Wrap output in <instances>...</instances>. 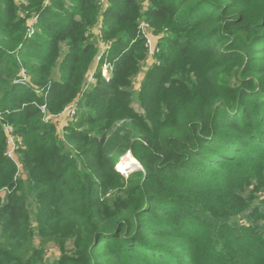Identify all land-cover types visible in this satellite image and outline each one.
<instances>
[{
    "label": "trees",
    "instance_id": "trees-1",
    "mask_svg": "<svg viewBox=\"0 0 264 264\" xmlns=\"http://www.w3.org/2000/svg\"><path fill=\"white\" fill-rule=\"evenodd\" d=\"M24 1L21 14L0 0V264H264V0H111L102 62L112 74L100 63L84 94L79 65L95 51L86 32L101 2ZM144 2L171 33L146 82L154 88L144 86L147 115L102 122L130 101ZM33 14L39 31L28 39ZM20 66L31 85L16 82ZM79 94L60 134L40 106L60 112ZM6 124L23 140V174L5 156ZM127 152L143 169L125 178L116 166ZM112 185L123 189L106 196ZM51 240L56 262L41 255Z\"/></svg>",
    "mask_w": 264,
    "mask_h": 264
},
{
    "label": "rangeland",
    "instance_id": "rangeland-1",
    "mask_svg": "<svg viewBox=\"0 0 264 264\" xmlns=\"http://www.w3.org/2000/svg\"><path fill=\"white\" fill-rule=\"evenodd\" d=\"M99 2H101V13L98 15V20L93 23L90 24L87 32H86V36L88 37L87 42H91L90 44L94 45L95 51L91 52L90 55L84 56L82 59L83 64L79 65L81 68L82 66H87V71L84 75V79H83V94L88 91V89H90L95 83H96V73L98 71V68L101 66L100 63L103 64L102 59L103 56L105 55V52L107 51V46L109 47L110 44L112 43L111 40H106L105 38H103L104 34L100 35V31L103 33V27L105 30V11L109 8L110 4H111V0H98ZM66 5L70 6L71 5V1L70 0H65L64 1ZM17 5L20 7V13L22 14V4H27L24 0H16ZM51 4V0H46L45 5H50ZM147 7L148 4L147 2H144L143 4V8L141 9V11H139V14H136L135 17V24L137 26V31H138V37L144 39L146 42L148 40V38H151V47L147 48L145 47V51H144V56L141 58H139L138 60V69L137 71H135L132 76H131V84L130 86L127 88V90H131L132 94L130 95V101H128L126 104H122L116 108H114L110 113H108V115L106 117H102V122H114V124H122L124 121H128L130 119L127 118H139L140 116H146L147 115V108L144 105L145 100L142 97V93L144 90V86L147 89H152L154 88V85L156 82H149L146 83L147 81L151 80L149 78L153 77L154 73L153 70L156 69L155 66L156 64H160L161 62V58L159 57L164 50V47L166 46L167 43H165V40L169 38V36H171V33H169L170 31L163 25L161 27L158 26H154L151 24V21L148 20L147 18ZM39 22V18L38 15H31L28 19H27V37L28 39L34 38V36L38 33L39 29H37L36 24H38ZM120 25L118 27L121 28ZM105 37V36H104ZM163 49H162V48ZM64 51H66V45H64ZM62 59V55L59 58V61ZM32 62V61H30ZM21 69L18 72L20 73H25V77L21 80H17V83H20L21 85H31V75L28 72V69L25 66H20ZM103 73L106 74V76H111L112 74V70L111 69H106V66L102 65V77H103ZM152 74V75H149ZM82 74H80L79 77H81ZM60 77V76H59ZM110 79V77H109ZM157 81V79H156ZM35 92L40 95L41 93H39L41 90L39 86L34 88ZM83 94H79L77 95L75 98H73L70 102L69 105L67 104L64 109L62 111H58V112H49L47 111V115L50 116V121L53 123V126L55 127L56 131L59 132L60 134H64V130L65 128H62L64 126L65 123H68L70 121L69 117H58L66 108H69L70 105H74V106H78L79 107V99L81 97V95ZM128 98V97H127ZM152 97H149V100ZM150 106H153L152 104H150ZM78 107L76 109V111H78ZM58 113V114H57ZM45 115V113H43ZM130 115H133L130 116ZM61 124V125H60ZM15 131V130H14ZM5 141H6V137H5ZM6 145V144H5ZM7 146H5V150H6ZM19 153H17L15 155V159H17L18 164L19 163ZM128 157L130 160H134V162L136 163L132 169H128L127 171L123 172L121 170H119L118 164L116 166L117 170L119 172H121L122 174L125 175V178H127L128 174L134 170L137 169H143L140 162L131 154V152H127L125 155H123L121 157V160H123L125 157ZM120 160V161H121ZM14 162V161H13ZM17 166V163L14 162ZM20 166V165H19ZM18 167V166H17ZM20 169L19 172H17V174H23V171L21 169V166L19 167ZM177 188L175 191H173L174 193H171L172 196L174 197H178L181 196L182 193L180 191H178L180 188H182V186H177L175 187ZM123 189L122 186H107L106 188V192L107 195L109 196L111 194H116L119 190ZM6 189H2L1 193L3 195H5L6 193ZM167 194H165L166 196ZM188 196H190V193H187ZM259 195L261 196V198H264V191L259 192ZM260 200V198H259ZM31 202H33V200H31ZM190 204H192L193 206H196L198 208L199 204L198 203H194L192 201ZM36 205H33L30 207L31 209V213L30 216L28 217V221L30 224V228H36L38 223L35 219L36 216V212H37V208L35 207ZM201 210V209H200ZM215 209H209V213L212 214V212H214ZM227 212V211H226ZM224 212V213H226ZM224 213L220 214L223 215ZM230 213V212H229ZM201 215L203 216H209L208 214H203V212L201 211ZM238 216H240L239 218H243L242 216H244L242 213L237 214ZM237 216V217H238ZM206 217V218H207ZM220 217V216H219ZM228 217V216H227ZM231 219H236L235 216H232ZM65 235V234H64ZM54 238V237H52ZM39 239H36V243L35 246H39ZM41 255L43 256L44 261H55L60 257V249L58 244L54 241L51 240L49 241L47 244H45L42 247V253Z\"/></svg>",
    "mask_w": 264,
    "mask_h": 264
},
{
    "label": "built area",
    "instance_id": "built-area-1",
    "mask_svg": "<svg viewBox=\"0 0 264 264\" xmlns=\"http://www.w3.org/2000/svg\"><path fill=\"white\" fill-rule=\"evenodd\" d=\"M100 35H102V32L100 31ZM146 49L151 47V38H148L147 42L144 41ZM109 47L107 46V49ZM103 66H106V69H111L112 70V65L109 62H105ZM103 77L106 78V80H109V77L106 76L105 73H103ZM39 93H42L41 90H39ZM78 106L70 105L69 108H66L58 117L64 116V117H69L70 121L68 123H65L62 128H65L67 125H69L70 122L74 120V118L77 115V109ZM42 109V113H45V118L44 120L49 122L50 121V116L47 115V107L46 104H43L40 106ZM61 125V124H60ZM5 129V137H6V150H5V156H7L9 159L17 163L18 169L21 166L18 164L17 159H15V155L18 153L19 148L23 147V140L21 137H19L17 134H15L14 128L12 125L6 124L4 126ZM20 165V166H19ZM19 171V170H18ZM18 175V174H17Z\"/></svg>",
    "mask_w": 264,
    "mask_h": 264
},
{
    "label": "bare ground",
    "instance_id": "bare-ground-1",
    "mask_svg": "<svg viewBox=\"0 0 264 264\" xmlns=\"http://www.w3.org/2000/svg\"><path fill=\"white\" fill-rule=\"evenodd\" d=\"M136 163L134 162V160H130L127 156L121 160L118 164V169L125 172L127 171L128 169H132L133 166L135 165Z\"/></svg>",
    "mask_w": 264,
    "mask_h": 264
}]
</instances>
